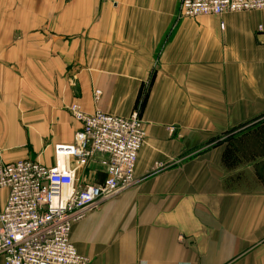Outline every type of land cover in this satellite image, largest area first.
<instances>
[{"label": "crops", "instance_id": "0c3cea01", "mask_svg": "<svg viewBox=\"0 0 264 264\" xmlns=\"http://www.w3.org/2000/svg\"><path fill=\"white\" fill-rule=\"evenodd\" d=\"M179 6L0 0L3 162L52 167L81 128L74 104L142 121L135 184L72 227L90 264H264V11ZM77 177L101 182L104 167Z\"/></svg>", "mask_w": 264, "mask_h": 264}, {"label": "built area", "instance_id": "2783aa9c", "mask_svg": "<svg viewBox=\"0 0 264 264\" xmlns=\"http://www.w3.org/2000/svg\"><path fill=\"white\" fill-rule=\"evenodd\" d=\"M179 1V15L185 19L264 11V0ZM99 96L95 91L96 101ZM69 112L81 128L72 144L56 146L52 167L29 159L5 163L0 155V190L7 192L0 212L3 264H90L70 241L73 225L100 202L135 184L138 153L146 137L138 113L86 114L75 104ZM168 131L174 133L173 128ZM90 162L104 167V178L81 184L77 172Z\"/></svg>", "mask_w": 264, "mask_h": 264}, {"label": "bare ground", "instance_id": "6f19581e", "mask_svg": "<svg viewBox=\"0 0 264 264\" xmlns=\"http://www.w3.org/2000/svg\"><path fill=\"white\" fill-rule=\"evenodd\" d=\"M59 158L61 159L62 157H61V156H59Z\"/></svg>", "mask_w": 264, "mask_h": 264}]
</instances>
